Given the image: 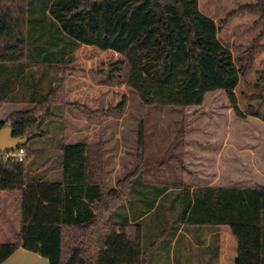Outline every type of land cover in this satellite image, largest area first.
I'll list each match as a JSON object with an SVG mask.
<instances>
[{
    "label": "trees",
    "instance_id": "obj_1",
    "mask_svg": "<svg viewBox=\"0 0 264 264\" xmlns=\"http://www.w3.org/2000/svg\"><path fill=\"white\" fill-rule=\"evenodd\" d=\"M242 9L256 10L263 30L235 57L219 33ZM84 44L121 55L99 73L114 82L126 66V85L144 107L138 166L111 189L103 143H66L67 109L95 113L67 99V76ZM259 51L264 0L219 22L199 0H0V104L31 105L0 119V131L10 125L13 137L27 138L17 148L27 152L23 161L0 150V191L17 195L21 212L14 240L0 241V264L21 247L50 264H179L182 247H193L189 234L201 242L200 233H213L219 255L222 227L244 239L241 264H264V185L192 186L184 178L187 108L202 106L208 93L225 91L239 118L264 122V68L245 109L236 94ZM126 104L124 97L113 111ZM36 139L47 141L48 157L34 165ZM242 227L251 228L250 245Z\"/></svg>",
    "mask_w": 264,
    "mask_h": 264
},
{
    "label": "rangeland",
    "instance_id": "obj_2",
    "mask_svg": "<svg viewBox=\"0 0 264 264\" xmlns=\"http://www.w3.org/2000/svg\"><path fill=\"white\" fill-rule=\"evenodd\" d=\"M255 1L199 0V3L203 12L214 17L219 22L231 10ZM262 30L263 23L260 20V14L256 10L242 9L229 19L228 25L219 33V37L222 42L231 47L235 57H240L254 45ZM259 41L262 42L263 38ZM75 54L74 70L68 76L89 77L96 83H101L103 79H106V82H110L107 75L99 73V71H106L111 64L121 58V55L115 51H103L94 46L83 45ZM263 68L264 51H259L256 54L253 66L247 74L242 76L241 82L236 89L239 105L242 109H245L248 103L247 96L255 92L254 84L258 77L257 72ZM74 76H72V79H74ZM126 77L127 68L125 66L122 77L112 83L113 88L111 91L108 90V87L102 88L101 93L97 96L98 98L92 106L84 105L95 113H89L87 110L75 106L69 107L66 111L65 132L67 139L71 141H101L103 143L105 167L110 178L109 183L112 185L129 173L134 172V169L138 166V127L143 118L144 107L138 94L126 85ZM73 83L71 85L75 87V80ZM104 89H106V93L103 92ZM124 97H127L124 112L113 111ZM101 98L103 99L101 100ZM15 108L19 107L14 106ZM11 109V106L0 108V118L6 117ZM187 115V120L189 121L187 133L189 137L191 136V139L189 138L191 144L199 146L202 143L206 145L208 142H216L225 145L223 151L218 155L210 156L205 160L206 162H204L203 166H201L200 156L185 154L184 160L187 169L193 172V175H189L190 178H196L195 175L197 173L200 175L201 170L209 174L217 170L222 175L219 183H231L227 178L233 177L234 172L230 171L232 170L231 166H233L234 171H238L240 178L243 179L240 183L255 185L261 177L264 179L263 121L255 117H249L245 120L239 118L233 111L228 96L223 90L208 94L205 103L201 107L192 106L187 108ZM196 133L215 135V137L216 135H220L218 137L226 136L224 137L225 139L218 140H197L196 136H194ZM91 135L92 137H90ZM101 137H105L106 140L103 141ZM57 138L50 137L54 141H57ZM42 141L45 140L36 139L29 142V146L35 151L36 160L33 162L34 165L47 160L48 156H46V153L45 155L42 154L44 151L42 144L44 142ZM230 147L235 148L236 152L231 153ZM238 147L240 148L239 152L236 150ZM50 163L53 166L56 163V157H53ZM234 165L238 166L235 167ZM49 168L51 167L45 166L41 172L46 173ZM254 172L261 176L257 177ZM20 213L17 195L7 194L5 197H0V241L14 240L15 231L20 227ZM249 229L251 228L242 227L239 230L246 239L247 245L252 243L248 236L251 232ZM222 236L224 242V264H241V254L245 248L244 239L240 238L239 235H235L230 227L222 229ZM253 246L255 244L251 245L250 249L254 248ZM162 259H164V256ZM160 261L161 263L159 264L165 263H162L164 260ZM248 264H257V262L255 263L254 260H251Z\"/></svg>",
    "mask_w": 264,
    "mask_h": 264
},
{
    "label": "crops",
    "instance_id": "obj_3",
    "mask_svg": "<svg viewBox=\"0 0 264 264\" xmlns=\"http://www.w3.org/2000/svg\"><path fill=\"white\" fill-rule=\"evenodd\" d=\"M83 46L91 47V45H85V44ZM72 76H74V75H69L68 79H67V86H68L67 99L70 102H79L82 105L92 106L96 102V100L98 98L97 96H99V94L101 93L102 88L108 87L109 91H111L113 88V85H112L113 82H106V79H103V81H101V83L100 82L96 83L94 80H92L89 77L74 76V79H72ZM74 80L76 82L75 87H73L71 85V83H73ZM103 92L106 93V89H104ZM208 94H210V93H208ZM102 99L103 98H101V100ZM104 99H105V97H104ZM5 106H11L12 107V109L9 111L8 115L10 113H12L13 111L23 110V109H27V108L31 107V105L20 104V103H2V104H0V108H3ZM14 106L19 107V108L14 109ZM199 107H201V106H198V108ZM6 117L0 118V119H5ZM188 135L189 134L187 133V136H186L187 142H186L185 154L189 155V156L190 155L191 156H193V155L194 156H200V160L202 161V164L200 163L201 166L204 165V162H206L205 160H207L210 156L218 155L221 151L224 150L223 147L225 145L219 144L216 142H213V143L208 142L206 145H204L202 143L199 146H194L193 144H191V142L189 140V138L191 139V136L189 137ZM194 136H196L195 138L197 140L198 139L199 140H202V139L218 140V139H225L224 137L226 135H224V137H218L220 135H218V136L216 135V137H215V135L196 133V134H194ZM90 137H92V135ZM101 139L103 141L106 140L105 137H101ZM80 142L88 143V144H95L98 141L97 142H91V141H86V140L71 141V140L67 139V137H66V143H80ZM236 150H237V152H239L240 148L238 147V148H236ZM230 151H231V153L236 152L235 148H233V147H230ZM214 160H216V159H214ZM214 163H216V161H214ZM237 166H235V167H237ZM231 168H232V170H230V171L234 172L233 177L227 178L229 180V182H231V183H219V180L222 178V175L217 170L212 171L213 172L212 174L206 173L205 171L201 170L200 175L197 173V175H195L196 178L192 177L193 179L189 177V175H193V172L191 170H189L190 173L187 176H185V182L189 185H192V186H207V185L250 186L249 184L240 183L241 180H243L240 178V173L238 171L235 172L233 166H231ZM257 172H259V171H257ZM51 173H52V171H49L48 175H50ZM254 173L256 174L257 177L261 176L260 174H257L256 172H254ZM60 176H61V172L59 171L57 173V177L59 178ZM250 176H251V174H250ZM104 178H105V183H106V186L108 189L115 187L117 182H118V181H116V183L114 185L109 183L110 178L108 176V171H107L106 167H105ZM191 180H194V181H191ZM257 184L264 185V179L261 177L259 179V181L257 182ZM6 195H7V193L0 191V197H5ZM0 222H1V219H0ZM223 228L224 227H222L219 231V234H220L219 255H217L216 244H212L210 246L213 233H208L207 231L200 233L199 240H202L201 242H197V240H194L192 238V236L189 234L188 237L191 239V241L193 243V247L192 248L186 247L185 249H184V247H182V250L180 251V255H179V264H224V260H225L224 242H223V236H222V229ZM200 243H202V244H200ZM202 249H205V252H206V254L204 256L201 255ZM2 264H50V261L47 258L39 255L38 253L32 252L30 250H27V249L21 247Z\"/></svg>",
    "mask_w": 264,
    "mask_h": 264
},
{
    "label": "water",
    "instance_id": "obj_4",
    "mask_svg": "<svg viewBox=\"0 0 264 264\" xmlns=\"http://www.w3.org/2000/svg\"><path fill=\"white\" fill-rule=\"evenodd\" d=\"M11 126L6 125L0 131V150L8 151L14 150L21 146L26 141V137H13L11 134Z\"/></svg>",
    "mask_w": 264,
    "mask_h": 264
},
{
    "label": "built area",
    "instance_id": "obj_5",
    "mask_svg": "<svg viewBox=\"0 0 264 264\" xmlns=\"http://www.w3.org/2000/svg\"><path fill=\"white\" fill-rule=\"evenodd\" d=\"M27 156V152L24 148L5 151V158H13L19 161H23Z\"/></svg>",
    "mask_w": 264,
    "mask_h": 264
}]
</instances>
